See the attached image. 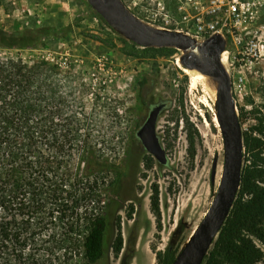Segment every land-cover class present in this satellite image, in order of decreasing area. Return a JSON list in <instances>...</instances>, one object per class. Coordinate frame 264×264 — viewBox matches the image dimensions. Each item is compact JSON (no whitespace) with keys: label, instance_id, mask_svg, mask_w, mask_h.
Returning <instances> with one entry per match:
<instances>
[{"label":"trees","instance_id":"obj_1","mask_svg":"<svg viewBox=\"0 0 264 264\" xmlns=\"http://www.w3.org/2000/svg\"><path fill=\"white\" fill-rule=\"evenodd\" d=\"M57 32L0 27V264H107L109 252L117 259L124 246L117 215L122 168L114 154L97 147L92 125L99 121V103L89 117L83 92L74 99L65 77L44 60L27 63L20 54ZM13 50L16 55H9ZM134 80L137 105L143 106L149 79L137 74ZM258 120L243 134L240 189L203 264L264 260V116ZM125 158L129 162L131 155ZM144 165L154 166L148 154ZM150 206L159 231L157 187ZM132 214L127 211L128 219ZM185 242L179 223L165 248L154 252L156 264H173Z\"/></svg>","mask_w":264,"mask_h":264},{"label":"rangeland","instance_id":"obj_2","mask_svg":"<svg viewBox=\"0 0 264 264\" xmlns=\"http://www.w3.org/2000/svg\"><path fill=\"white\" fill-rule=\"evenodd\" d=\"M128 11L136 16L133 10ZM0 27L8 32L59 30L44 37L38 49L21 51L22 58L27 63L44 60L74 88V99L79 100L83 92L89 117L95 103L100 105L95 111L98 124L92 125L97 147L114 154L122 168L117 182L122 206L117 215L124 246L117 259L109 252L107 264H120L128 255V264H156L154 252L165 248L179 223L187 241L210 207L222 172V138L213 122L218 79L205 76L192 84L182 70L181 50L135 46L117 28L100 21L86 0H0ZM229 48L231 53H225L222 64L231 81L243 134L250 133L264 116V57L252 64H238L236 51ZM8 54L15 56L16 51ZM64 62L68 67L60 70L58 65ZM137 74L149 79L143 106L137 105ZM159 101L166 103V109L160 114L156 132L168 162L160 166L153 159V168L146 169L147 153L136 132L150 106ZM126 153L131 155L129 162H125ZM214 161L217 174L211 181ZM154 187L158 189L159 231L150 206ZM128 210L133 213L131 219Z\"/></svg>","mask_w":264,"mask_h":264},{"label":"water","instance_id":"obj_3","mask_svg":"<svg viewBox=\"0 0 264 264\" xmlns=\"http://www.w3.org/2000/svg\"><path fill=\"white\" fill-rule=\"evenodd\" d=\"M89 7L106 23L117 28L128 40L141 48L171 46L181 50L180 63L184 69H192L204 76L218 79L216 121L223 144L222 172L213 200L200 223L181 247L173 264H203L204 259L224 226L241 185L244 139L242 124L231 94V81L222 64L221 55L225 42L213 35L196 43L186 36L170 31L156 30L135 18L120 0H86ZM165 102L150 106L147 117L136 132L144 151L160 166L168 162L160 137L156 132ZM216 162L211 169L214 181Z\"/></svg>","mask_w":264,"mask_h":264},{"label":"built area","instance_id":"obj_4","mask_svg":"<svg viewBox=\"0 0 264 264\" xmlns=\"http://www.w3.org/2000/svg\"><path fill=\"white\" fill-rule=\"evenodd\" d=\"M133 11L149 27L196 43L219 36L225 42L223 53L230 54L231 46L238 64L264 57V0H151ZM58 66L65 70L68 63Z\"/></svg>","mask_w":264,"mask_h":264},{"label":"bare ground","instance_id":"obj_5","mask_svg":"<svg viewBox=\"0 0 264 264\" xmlns=\"http://www.w3.org/2000/svg\"><path fill=\"white\" fill-rule=\"evenodd\" d=\"M221 58H222V62L224 63L226 61V57H225V53H222L221 55ZM186 74H188L191 78V83L194 84L196 83L197 81L199 80H202L205 76L202 75L201 73L195 71V70H192V69H182ZM213 122H214V125L217 126V121H216V118L214 117L213 118ZM216 166H217V163H216ZM216 168H215V172H214V178H215V175L217 174L216 172Z\"/></svg>","mask_w":264,"mask_h":264},{"label":"flooded vegetation","instance_id":"obj_6","mask_svg":"<svg viewBox=\"0 0 264 264\" xmlns=\"http://www.w3.org/2000/svg\"><path fill=\"white\" fill-rule=\"evenodd\" d=\"M127 10H137L141 5L150 4L151 0H120ZM161 102V101H159Z\"/></svg>","mask_w":264,"mask_h":264},{"label":"crops","instance_id":"obj_7","mask_svg":"<svg viewBox=\"0 0 264 264\" xmlns=\"http://www.w3.org/2000/svg\"><path fill=\"white\" fill-rule=\"evenodd\" d=\"M26 10H27V9H26ZM28 11H29V10H28ZM24 13H25V11H24ZM2 17H3L4 20H6V15H3ZM26 19H27V18H26ZM26 19H24L23 22H24ZM27 21H28V20H26V22H27Z\"/></svg>","mask_w":264,"mask_h":264}]
</instances>
